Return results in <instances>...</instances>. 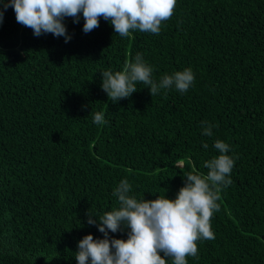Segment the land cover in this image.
I'll use <instances>...</instances> for the list:
<instances>
[{
    "label": "trees",
    "instance_id": "obj_1",
    "mask_svg": "<svg viewBox=\"0 0 264 264\" xmlns=\"http://www.w3.org/2000/svg\"><path fill=\"white\" fill-rule=\"evenodd\" d=\"M64 23L67 43L35 36L13 7L0 24V264H78L79 241L103 238L98 218L119 207L122 180L138 200L175 199L187 174H207L216 140L229 145L232 183L211 218L215 238L188 264H264V0H177L159 34L121 37L103 18L86 34L82 14ZM138 53L155 82L191 68L192 86L152 97L138 82L109 100L101 73Z\"/></svg>",
    "mask_w": 264,
    "mask_h": 264
},
{
    "label": "clouds",
    "instance_id": "obj_2",
    "mask_svg": "<svg viewBox=\"0 0 264 264\" xmlns=\"http://www.w3.org/2000/svg\"><path fill=\"white\" fill-rule=\"evenodd\" d=\"M0 3L3 4L0 24L4 11L13 7L17 23L32 29L35 36L50 33L57 38L65 37L67 43L72 37L64 21L73 18L74 23H79L81 14L86 34L99 27L101 18L110 21L121 37H129L135 30L159 34L162 23L173 16L177 0H0ZM152 74L153 68L138 53L134 62L124 64L122 71L101 73L102 90L109 100L119 102L138 91V82L150 86L153 97L161 89L173 87L185 93L195 80L191 68L165 75L159 83ZM93 122L106 123L104 114L95 113ZM203 134L211 137L212 126L205 127ZM203 147L208 145L205 143ZM214 148L220 155L204 162L207 174H187L175 199L158 196L138 200L129 195L132 187L129 181L122 180L113 192L119 207L98 218L103 238L95 239L89 234L79 241L75 256L78 264H167L168 257L172 258V264H188L187 257L198 254V241L215 238L211 218L220 210L217 201L221 186L232 183L228 177L235 162L227 154L229 145L216 140ZM175 165L182 168L183 162ZM93 217L97 218L89 212V225L96 224ZM123 230H128L127 239L110 236Z\"/></svg>",
    "mask_w": 264,
    "mask_h": 264
}]
</instances>
